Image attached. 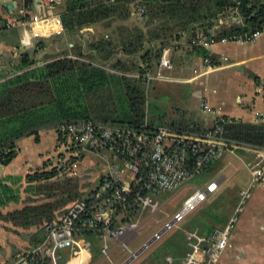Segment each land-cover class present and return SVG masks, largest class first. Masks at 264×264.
<instances>
[{
    "label": "trees",
    "instance_id": "16d2710c",
    "mask_svg": "<svg viewBox=\"0 0 264 264\" xmlns=\"http://www.w3.org/2000/svg\"><path fill=\"white\" fill-rule=\"evenodd\" d=\"M137 2L144 7L143 17L131 28L117 27L114 31L119 37L117 41L109 37L80 41L71 49L74 58L65 53L64 58L42 65H37L38 61L26 51L10 77L0 76V166L8 165L15 157L17 140L41 128L55 129L63 122H98L148 133L164 127L185 142L194 139L195 134L203 136L214 129V123L208 129L203 128L186 109L176 108V117L169 120L164 111L152 109L147 97L151 81L146 76L155 73L161 51L168 44L175 48L191 47L193 53L215 64L208 50L193 43L195 38L244 36L263 28L264 0H62L58 8L55 3V12L57 8L64 34L74 38L91 26L108 28L127 21ZM232 17L241 23L218 26L220 20ZM37 48H42V42ZM224 121L220 128L225 152L244 146L264 149V121L258 124ZM187 159L192 160V154L188 153ZM221 159L210 163L194 178L211 173L213 165ZM51 169L26 178L28 195L20 209L0 211V223L9 225L14 233L37 230L29 235L32 248L43 243L45 223L64 213L71 203L94 195L95 188L82 191L77 177L60 175L56 167ZM105 177L101 176L98 183ZM134 191L131 190L129 201L133 200ZM9 193L11 190L0 181V209L17 202ZM126 218L136 220L137 215L128 214ZM179 233L180 236L169 238L142 262L167 264V258L175 259L190 250L184 247L185 232ZM79 235L98 260L100 240L96 233L84 228Z\"/></svg>",
    "mask_w": 264,
    "mask_h": 264
},
{
    "label": "crops",
    "instance_id": "0c3cea01",
    "mask_svg": "<svg viewBox=\"0 0 264 264\" xmlns=\"http://www.w3.org/2000/svg\"><path fill=\"white\" fill-rule=\"evenodd\" d=\"M55 1L58 8L62 0ZM13 4L15 5L12 6ZM57 8L56 17L43 19L28 27V33L31 36V48L22 47L23 30L21 28L0 31V76L10 77L18 68L21 56L26 51L30 52V57L33 60H39L37 65H42L53 59L64 58L65 53L68 54L66 55L68 58H74L71 52L74 44L80 41L82 43L93 42L108 37L117 41L119 38L115 34L117 27L131 28L139 22L134 11H131V16L127 21L117 22L108 28L103 25L91 26L83 29L80 32V37L71 38L64 34ZM44 10L45 8L39 0H0V21L17 22L22 18L21 12H23L25 19L28 18L26 20L30 22L36 18L41 19L44 16ZM236 21L237 18L235 17L222 19L218 22V26L228 27ZM97 28H101L100 35H96L94 32ZM41 42L42 48L36 50V45ZM208 52L214 56L215 66L211 72L195 81H192L194 71L204 69V58L193 53L192 49L187 46L181 47L180 51L174 55V70L171 73V78L176 76L175 79L179 81L175 83L188 84L191 92L190 97L194 100L190 101L189 99V103L185 104V109L194 114V119L206 129L212 126L213 118L201 110V98H206L208 106L217 111L219 116L224 119L255 124L253 121L255 113L264 111L263 98L256 94L257 87H264V36L253 43L244 45L216 44L210 47ZM179 62L187 64L188 72L185 75L178 68ZM24 71L22 70V72ZM170 81L173 80L160 82ZM200 82L215 90V94L203 92ZM195 136H199V134H195ZM58 140L56 130L51 127L41 128L35 133L17 140L15 157L8 165L0 166V181L11 190L9 195L15 197L17 202H10L3 209H0L1 212H11L24 205V200L28 195L26 192L28 187L26 178L28 176L56 167L52 160L57 156ZM238 149L225 152L222 159L213 165L212 172L207 174L211 178L206 184L196 188L195 185H190V181H188L177 190V192L186 193L185 200L195 190L204 191L209 184H216L214 192L208 194L206 201L188 215L186 223L189 221L190 224L188 230L184 226V231L197 232L201 237H209L213 235L215 230L222 228L241 205L235 229L230 235L229 242L221 257L215 264H264V189L251 183V175L246 168L247 163L260 155V150L247 146L238 147ZM70 157L74 158V154ZM100 175L106 176L108 171ZM200 178L201 176L193 178V180H200ZM243 192H248V196L243 198ZM22 194H24V199H22ZM19 204L22 206H17ZM4 227L10 228V226L0 223V264H11L14 261L11 258L14 247L12 246L13 241L9 242L8 235H18L19 232H2L1 229ZM21 232L24 231L21 230ZM26 232L31 235L36 234L37 230ZM144 234L148 233H141V236ZM29 235L24 238H28L30 245ZM139 236L131 241L130 245L138 243L140 247L142 243V246L138 247L139 249L134 252L135 258L130 261L129 254L121 251L116 242H109L112 264H131L133 261H136V264H144L142 261L149 254L145 251L153 244H150L152 236L145 235L142 241H137ZM145 245L148 246L143 249ZM185 246L188 247L187 243ZM188 252L189 250L180 257L171 259V263L181 264ZM68 256V252L65 251L62 264H66L65 261L69 259ZM89 260L90 264H102L100 258L95 260L92 254L89 255ZM74 263V260L70 262V264ZM147 264L153 263L148 261ZM167 264L169 263L167 262ZM199 264H204L203 258L199 259Z\"/></svg>",
    "mask_w": 264,
    "mask_h": 264
},
{
    "label": "built area",
    "instance_id": "2783aa9c",
    "mask_svg": "<svg viewBox=\"0 0 264 264\" xmlns=\"http://www.w3.org/2000/svg\"><path fill=\"white\" fill-rule=\"evenodd\" d=\"M44 6L45 13L41 19L28 22L21 12L17 22L0 21V31L10 28H21L23 48H31V36L28 27L43 19L56 17L55 0H39ZM133 11L138 20L144 14V7L137 2ZM236 24L241 21L237 20ZM264 36V27L247 35H229L216 39L200 35L193 43L208 50L216 44L244 45L253 43ZM191 49V47H189ZM181 47L174 48L173 44L166 45L162 51L155 73L147 75V81H169L174 70V55ZM204 69L194 71L192 81L199 80L214 68L211 60L204 58ZM203 92L215 94V90L208 88L200 82ZM256 94L262 96L264 102V87H257ZM201 110L212 116L214 129L205 135L193 136L188 142L180 140L168 128L159 127L153 133L133 128H115L98 122L75 121L59 123L55 130L60 143L69 149H76L74 157L79 156V151L91 153L102 161L110 162L108 175L98 183L94 195L88 200L71 203L66 211L56 218L45 223L42 231L45 235L43 243L29 251L23 252L11 264H62L63 253L68 252L66 264L74 260V264H90L89 255L91 246L79 235L80 231L87 228L96 233L100 240V262L112 264L109 242L118 244L121 251L129 254V261L136 254L129 249L131 240H122L128 233L138 236L140 226L136 220H127L126 215L148 213L155 215L161 208L152 198L158 193L177 191L185 182L194 178L210 163L219 160L225 152L224 139L220 124L224 118L208 106L206 98H201ZM254 123L264 121V111L256 112ZM192 154V160L187 159V154ZM79 158V157H78ZM76 158V159H78ZM191 161V162H190ZM251 175V183L264 189V149L253 161L246 164ZM121 170L122 173L119 172ZM130 175L131 181L125 179ZM216 184H209L204 191L195 190L181 204L180 209L165 222L159 231L155 232L150 244L159 241L162 236L180 223L201 203L206 201L209 193L214 192ZM134 191L132 201L128 200L131 190ZM243 198L248 192L242 193ZM241 205L228 220L225 226L214 231L209 237H201L197 232H185L189 252L181 264H199L203 258L204 264H215L226 248L230 235L238 222V213ZM126 218V219H125ZM145 245L143 249H146ZM171 263V259L167 258Z\"/></svg>",
    "mask_w": 264,
    "mask_h": 264
},
{
    "label": "rangeland",
    "instance_id": "374dc122",
    "mask_svg": "<svg viewBox=\"0 0 264 264\" xmlns=\"http://www.w3.org/2000/svg\"><path fill=\"white\" fill-rule=\"evenodd\" d=\"M100 29L101 28H97L96 31H94L96 35H100V31H101ZM87 39L89 40V38ZM90 40H93V38H90ZM178 68H180V71L182 70L181 73L184 75L186 72H188L187 64L185 65L184 63L179 62ZM153 73L151 75H153ZM175 78L176 76H174L173 81L170 82L151 81L147 86L148 103H150L151 108L152 109L158 108V111L160 112L164 111L168 120L176 117L175 114L176 108L185 109V104L189 103V99L190 101L191 100L194 101L193 98L190 97L191 94V92L189 91L190 86L188 84L175 83L176 81H179L176 80ZM75 150L76 149L71 150L69 149V147L62 146L60 141L58 140L57 150H56L57 156L54 160H52L55 163L53 165H56L58 171L60 170V175H63L65 173L68 176L77 177L79 179V185L83 187L82 190L83 192L96 188V186L98 185L97 183L101 177L100 174L101 173L105 174L106 171H108L109 165L111 163L109 161L108 162L102 161L97 156H94L93 154L91 155V153L88 152L79 151L78 152L79 156L74 158L70 157L72 154L76 152ZM47 170H52V169L49 168ZM118 170L120 173H122L120 169ZM125 178L127 179V181H131V177L129 174L126 175ZM210 178H211L210 176L204 174L201 175L200 180L195 181L193 179H190L188 181H190L189 182L190 185H195L196 188H200V185L206 184V182ZM185 197H186L185 192L181 193L177 191L158 193L153 195L152 196L153 200L158 203L159 208H161V210L160 212H158L153 216L148 213H141L139 216H137L136 222L140 226V233H138V236L139 234L140 236L137 239V241L139 240L142 241V239L145 238V235H148V237H150L153 235L155 231H159V229L163 226V224L172 218L175 211L180 207V204ZM22 199H24V194H22ZM17 206L20 207L22 205L19 204ZM187 218L188 216L184 219L182 223L178 225L177 228H173L172 230L168 231L162 236V238L159 241L151 244V246L147 251H145V253H151L158 247L163 246V244L169 238L180 236L179 232L184 231V226L188 230L190 223L189 221H187L186 223ZM4 229L3 228L1 229L2 232L13 231L11 228L4 227ZM16 231L19 232L18 235H12L10 233H9L10 235H8L9 242L13 241L12 246L14 247L13 249L14 251L12 253L13 257H11L13 258V260L17 258L18 255H20L21 253L29 251L32 248L31 244L29 245L30 242L28 238L26 239L24 238L29 235L28 232L24 231L20 233L21 230L20 231L16 230ZM33 231L34 229L29 230V232H33ZM145 232H147L148 234H144V236H141V233H145ZM136 237L137 236H135V234L128 233L122 241L127 242L131 239H132L131 241H133ZM140 245L142 246V243ZM138 247H139L138 243H136V245L134 243L133 245L129 246V249L132 252H136L140 248ZM132 263L136 264V261H133ZM143 263L147 264L145 262Z\"/></svg>",
    "mask_w": 264,
    "mask_h": 264
},
{
    "label": "water",
    "instance_id": "95a60500",
    "mask_svg": "<svg viewBox=\"0 0 264 264\" xmlns=\"http://www.w3.org/2000/svg\"><path fill=\"white\" fill-rule=\"evenodd\" d=\"M15 4H13L12 6H14Z\"/></svg>",
    "mask_w": 264,
    "mask_h": 264
}]
</instances>
